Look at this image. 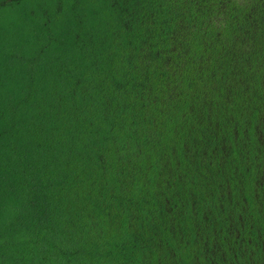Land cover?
<instances>
[{"label":"trees","instance_id":"16d2710c","mask_svg":"<svg viewBox=\"0 0 264 264\" xmlns=\"http://www.w3.org/2000/svg\"><path fill=\"white\" fill-rule=\"evenodd\" d=\"M0 264H264V0H0Z\"/></svg>","mask_w":264,"mask_h":264}]
</instances>
